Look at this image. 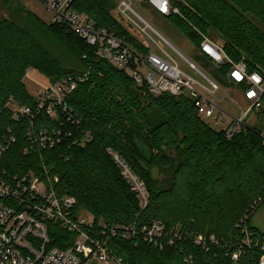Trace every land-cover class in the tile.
Wrapping results in <instances>:
<instances>
[{"label":"trees","instance_id":"trees-1","mask_svg":"<svg viewBox=\"0 0 264 264\" xmlns=\"http://www.w3.org/2000/svg\"><path fill=\"white\" fill-rule=\"evenodd\" d=\"M172 3L180 14L164 16L197 46V30L209 34L212 29L234 61L244 59L250 70L264 68V0ZM73 8L140 52L150 51L113 16L110 0H74ZM0 12L8 13L0 15V140L9 133L16 138L0 157V169L10 175L30 170L58 175L57 192L77 199L76 213L94 216L91 234L108 237L109 248L128 264L259 263L264 230L251 222L264 205V142L259 128H244L228 138L199 116L191 97L155 95L147 85L138 86L127 70L99 57L96 48L67 25L46 22L11 0H0ZM32 68L51 83H76L66 97L72 118L60 108L56 117L46 110L33 119L14 117L6 106L10 97L23 105L38 101L25 82ZM262 100L259 113L264 117V94ZM30 129L37 139L41 130L50 135L61 131L60 141L53 148H33ZM111 151L145 181L146 207ZM259 198L263 200L256 203ZM156 220L183 236L163 248L147 242L141 231ZM118 224L135 225L136 235L114 237L109 232ZM103 226L108 236L100 231ZM54 227L51 246L70 247L76 235ZM245 228L259 245L244 244ZM199 234L215 235L218 244H196L192 238Z\"/></svg>","mask_w":264,"mask_h":264},{"label":"built area","instance_id":"built-area-1","mask_svg":"<svg viewBox=\"0 0 264 264\" xmlns=\"http://www.w3.org/2000/svg\"><path fill=\"white\" fill-rule=\"evenodd\" d=\"M39 1L52 13L53 22L67 25L87 43L94 46L99 57L119 69L127 70L138 86L147 85L150 92L155 95L164 92L176 96L188 95L194 100L200 117L210 118L214 124L223 123L221 129L225 131L228 138L244 128L255 127L247 119L253 111L260 112L262 109L264 68L250 70L244 59L234 61L225 52L224 46L209 34L197 30L201 37L197 46L198 52L203 63L213 71H218L223 83L241 90L247 103L241 116L234 115L219 104L216 99L221 88L219 81L208 77L194 62L183 56L148 21L134 11L131 2L122 0L118 5L119 13L141 31L148 34V30L151 29L156 32L160 40L152 39L158 51L140 52L125 38L110 33L106 28L97 27L87 15L73 8L74 0ZM148 3L162 15L180 14L172 0H148ZM138 20L143 21L145 25L141 27ZM163 42L180 55L197 76L184 71ZM223 66L228 68L222 72ZM29 73L30 69L27 75ZM75 86L74 81L64 79L51 83L36 96L38 101L35 105H23L10 97L6 106L14 113L16 119L24 116L33 119L35 114L42 110L56 117L59 108L72 118L66 97ZM60 132L50 135L41 130L37 139L33 130L30 129L27 136L33 148L38 145L42 148H53L60 141ZM259 134L264 142V129H260ZM15 139V136L9 133L0 140V157L10 149ZM111 154L121 168L123 177L136 193L140 205L143 208L146 207L149 202V192L145 181L135 174L119 154L114 151H111ZM58 181V175H48L45 171L37 174L30 170L24 174L10 175L5 169H0V264H109L111 262L128 264L109 248L108 237L102 240L91 234L94 230V216L87 211L76 213L77 199L68 194L60 195L55 185ZM262 200L259 198L256 203ZM54 226L76 235L70 247L61 249L51 246V232ZM100 231L108 236L106 226H103ZM141 232L147 242L159 248L173 245L183 236L179 229L167 230L165 224L159 220L153 221L150 226L143 227ZM109 233L114 237L120 235L130 239L136 235V227L118 224L111 228ZM244 233L245 245H259V240L250 236L247 228L244 229ZM192 239L196 244L207 248L209 245L218 244L215 235L206 237L199 234ZM261 249L263 253L258 264H264L263 243ZM238 258L239 252L234 253L233 259L236 261Z\"/></svg>","mask_w":264,"mask_h":264},{"label":"rangeland","instance_id":"rangeland-1","mask_svg":"<svg viewBox=\"0 0 264 264\" xmlns=\"http://www.w3.org/2000/svg\"><path fill=\"white\" fill-rule=\"evenodd\" d=\"M111 1V12L114 17H116L128 30L136 37L138 40H144L148 43L150 50L158 51V47L153 39L160 40L159 35L153 30H148L149 35L136 25H133L126 17H123L119 13L118 5L122 0H110ZM131 2V5L136 13L141 15L146 21H148L153 28L158 31L162 36H164L183 56H185L189 61L194 62L196 66L204 72L208 77L219 81L220 90L216 95V99L219 104L227 111L233 113L234 115L241 116L244 109L247 107V103L242 96L240 89L233 86L226 85L223 80L219 77L218 71H213L208 67L207 64L203 63L202 57L198 52V47L196 43L190 40L181 30L171 22V20L164 15L159 14L155 9H153L145 0H127ZM11 2L23 5L26 9L36 13L40 18L44 19L46 22H53L52 13L46 9V7L39 0H11ZM7 15V12H0V15ZM138 24L143 27L145 24L143 21L138 20ZM210 37H212L218 43L224 45V40L220 34L215 30L209 31ZM153 38V39H152ZM164 43V42H163ZM166 49L171 52L174 57L179 62L181 68L188 74L197 76L196 72L190 68L188 63L178 54H176L170 46L164 43ZM226 68V66H223ZM201 80L204 81L202 77ZM25 82L27 84L29 92L34 96L41 94L50 84V80L45 75L41 74L36 69H30V73L25 77ZM204 120L213 128L220 130L223 127V123L214 124L212 119L204 117ZM247 121L259 129H264V120L261 113L253 111L248 117ZM154 176L159 177L158 172L154 171ZM251 222L254 226L261 230H264V205L261 206L253 215ZM178 226H181L180 224ZM91 264V263H87ZM114 264V263H109Z\"/></svg>","mask_w":264,"mask_h":264}]
</instances>
